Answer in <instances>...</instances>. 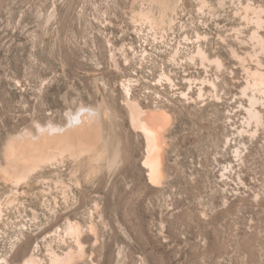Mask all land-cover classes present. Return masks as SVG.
<instances>
[{"label":"rangeland","instance_id":"rangeland-1","mask_svg":"<svg viewBox=\"0 0 264 264\" xmlns=\"http://www.w3.org/2000/svg\"><path fill=\"white\" fill-rule=\"evenodd\" d=\"M155 1L0 0V170L81 109L110 143L95 174L0 172V264H264V0H183L163 27L139 14ZM129 100L172 117L159 183Z\"/></svg>","mask_w":264,"mask_h":264},{"label":"bare ground","instance_id":"bare-ground-1","mask_svg":"<svg viewBox=\"0 0 264 264\" xmlns=\"http://www.w3.org/2000/svg\"><path fill=\"white\" fill-rule=\"evenodd\" d=\"M144 1L146 2V0ZM199 1H201V4H208L207 0ZM155 2L161 4V6L169 5L170 3L172 4L170 7L168 6V8H163L160 14H158L155 7L147 3L148 5L141 9L139 13L140 16L157 27H163L166 23H168V20L174 23L177 18L175 19V17L171 16L172 13L169 14V11H175L177 7L182 4L183 0H156ZM248 8L246 7V9ZM261 15L262 14H260V16ZM261 21H258V23ZM167 26L168 25H166V27ZM259 27H261V25H259ZM255 36L260 39L261 45L264 46L263 35L260 34L259 31H256ZM254 84L264 91V73L259 71L255 72ZM126 106L132 126L137 130H141L146 138L147 154L145 158V165L149 168L150 179L155 183H159L166 176L164 170L165 152L168 144L166 133L168 128L171 127L172 117L165 111V109L144 108L139 102L134 100H129ZM82 111H84V109H81L78 114L71 119V123H69V125L60 127L57 125L58 127L54 128V130L43 133L41 136L38 134L36 136L32 135V139H23L21 134L11 138L6 146L7 159L10 164L1 168L0 172H2L3 176L18 186L24 181L28 182L35 170L42 169L43 166L47 164L61 162L64 166H66V162L68 161H71L72 163V167H70L69 172H71L73 177L78 175L83 163L87 164V173L95 174L99 172L102 167L101 162L105 155L104 151L106 150V145L110 148V143L103 135L100 114L93 109H88L83 114ZM88 114H92L96 118L86 119ZM79 115H81V118L77 120ZM83 115L86 116L82 118ZM255 117H258L259 119L260 112L252 108L251 118L253 119ZM104 144L105 149H102L101 146ZM113 158L111 159L113 160ZM111 159L108 158L110 166L117 158L113 161ZM23 161L30 162L27 168L22 164ZM114 165L115 164L113 163V166ZM62 180L61 182H65ZM64 187H66V185ZM82 228L83 227L76 222H70L68 227V232L75 238L77 243L80 244L81 248L83 246L79 230Z\"/></svg>","mask_w":264,"mask_h":264}]
</instances>
